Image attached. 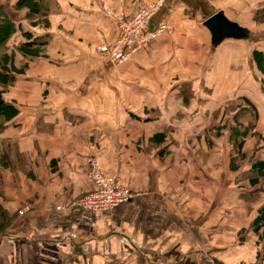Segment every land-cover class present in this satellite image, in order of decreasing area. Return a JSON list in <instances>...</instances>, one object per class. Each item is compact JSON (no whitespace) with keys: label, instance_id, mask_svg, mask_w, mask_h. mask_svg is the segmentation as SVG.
Wrapping results in <instances>:
<instances>
[{"label":"crops","instance_id":"crops-1","mask_svg":"<svg viewBox=\"0 0 264 264\" xmlns=\"http://www.w3.org/2000/svg\"><path fill=\"white\" fill-rule=\"evenodd\" d=\"M154 1L50 0L36 21L0 0L17 21L7 47L22 69L0 132V264H264L252 229L264 170L251 167L264 166V22L253 20L264 0H163L149 30L165 29L145 50L118 66L95 52L115 42L117 17ZM219 12L235 36L204 25ZM24 40L42 45L25 55ZM240 125L249 131L232 141ZM89 157L129 201L77 207L93 189Z\"/></svg>","mask_w":264,"mask_h":264},{"label":"built area","instance_id":"built-area-1","mask_svg":"<svg viewBox=\"0 0 264 264\" xmlns=\"http://www.w3.org/2000/svg\"><path fill=\"white\" fill-rule=\"evenodd\" d=\"M162 3L163 0H156L148 4L137 2L130 17L119 16L116 18L118 32L116 43L111 47H107L105 44L101 45L95 52L106 54L113 63L119 65L126 63L135 54L145 50L149 43L165 29V26L161 25L154 31L149 30L150 20ZM87 169L93 189L76 201L77 207L81 210L90 213L108 212L131 199L132 195L126 188L121 187L114 177L104 174L96 157L87 159ZM28 209L29 207L26 206L18 214L23 215Z\"/></svg>","mask_w":264,"mask_h":264},{"label":"trees","instance_id":"trees-1","mask_svg":"<svg viewBox=\"0 0 264 264\" xmlns=\"http://www.w3.org/2000/svg\"><path fill=\"white\" fill-rule=\"evenodd\" d=\"M50 0H17L15 5L13 6V9L15 10H25L26 14L29 19H36V21H42V19L46 16V12L49 10V8H45L46 4L49 3ZM49 12V11H48ZM253 20L259 21L260 23L264 22V9H259L254 14ZM17 31V21L11 18L9 13L7 12L6 8L4 7V4L0 3V132L6 128L7 124L11 122V120L15 117L17 111L10 103L6 102V88L13 82L14 75L19 73L22 69H17L14 65V53L12 50H10L7 47L8 40H11L13 35ZM24 42V43H23ZM21 44L16 46V49L21 53L28 52V49L33 46V44H39L42 45L41 42H36L35 40H24ZM33 42V43H30ZM39 52L38 49H34L30 51L31 55L35 56ZM256 56L257 52H253ZM261 72L264 73V66L259 63L257 67ZM245 104L250 107L251 105L245 101ZM251 116V115H249ZM253 121L249 122L250 127H254L258 122V115L253 116ZM238 120V117H237ZM247 128H243L240 125V134L243 136V133L246 131ZM249 131V130H248ZM247 131V132H248ZM246 132V133H247ZM239 133L236 134L237 136H240ZM165 138V134H154L151 139L153 141H162ZM237 145V149L239 150L242 146V141L239 142ZM252 169L257 172L260 176L262 175V172L264 170V166L262 162L256 161L252 164ZM259 176L254 179L255 182H257ZM262 178V177H261ZM4 223H0V227ZM264 205L261 207V209L258 212V215L255 217L254 221L252 222V229L254 232L260 231L261 232V239L264 241ZM199 264H219L216 261L208 262L202 259V261Z\"/></svg>","mask_w":264,"mask_h":264},{"label":"water","instance_id":"water-1","mask_svg":"<svg viewBox=\"0 0 264 264\" xmlns=\"http://www.w3.org/2000/svg\"><path fill=\"white\" fill-rule=\"evenodd\" d=\"M204 25L211 31L216 39L230 38L235 36V25L228 22L222 13H216L204 22ZM184 264H194L186 261Z\"/></svg>","mask_w":264,"mask_h":264},{"label":"rangeland","instance_id":"rangeland-1","mask_svg":"<svg viewBox=\"0 0 264 264\" xmlns=\"http://www.w3.org/2000/svg\"><path fill=\"white\" fill-rule=\"evenodd\" d=\"M118 36V35H117ZM117 38L118 37H116V40H115V42L112 44V45H114L115 43H116V41H117ZM111 45V46H112ZM110 46V47H111ZM108 47V46H107ZM110 49V48H109ZM143 51V50H142ZM141 52V51H140ZM139 53V52H138ZM101 55H103V57H106L107 59H109V57H107L106 56V54H101ZM105 55V56H104ZM136 55V54H135ZM134 55V56H135ZM110 60V59H109ZM111 61V60H110ZM112 62V61H111ZM113 63V62H112ZM115 64V63H114ZM116 65V64H115ZM120 65V64H119ZM118 66V65H117ZM250 115H251V117L253 118V116L254 115H257V113H253V112H250ZM239 117V116H238ZM248 118H249V116H247V117H245L243 120H242V122L243 123H245L246 122V125H248V127L247 128H250L249 127V120H248ZM249 129H246V131L243 133V136H245V134H246V132L248 131ZM230 131H231V136H232V141H236L235 139H236V133L234 132L235 130H234V128L233 127H231L230 128ZM240 134V133H239ZM241 138V134H240V137H239V139ZM236 143H238V142H236Z\"/></svg>","mask_w":264,"mask_h":264}]
</instances>
